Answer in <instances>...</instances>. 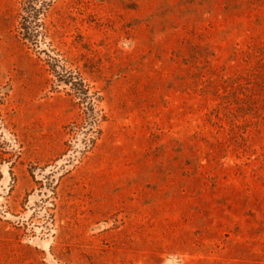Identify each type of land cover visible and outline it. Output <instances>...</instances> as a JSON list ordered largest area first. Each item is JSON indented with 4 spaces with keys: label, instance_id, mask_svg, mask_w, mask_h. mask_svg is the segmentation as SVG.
Masks as SVG:
<instances>
[{
    "label": "rangeland",
    "instance_id": "obj_1",
    "mask_svg": "<svg viewBox=\"0 0 264 264\" xmlns=\"http://www.w3.org/2000/svg\"><path fill=\"white\" fill-rule=\"evenodd\" d=\"M25 1L0 0V264H264V0H35L39 47Z\"/></svg>",
    "mask_w": 264,
    "mask_h": 264
},
{
    "label": "trees",
    "instance_id": "obj_2",
    "mask_svg": "<svg viewBox=\"0 0 264 264\" xmlns=\"http://www.w3.org/2000/svg\"><path fill=\"white\" fill-rule=\"evenodd\" d=\"M34 2H35V0H26L24 2V8H23L24 13L21 14V18H22L21 34L26 39H28V41H31L33 44H35L36 47H39L40 46V37H41L40 27L42 25H40V23H38V21L40 20L38 16L40 15L41 11L44 9V7L46 6L47 3H46V1H43L41 3V6L35 7ZM36 18H37V21H36ZM30 19H31V22L35 23V26L33 24L32 25L28 24V21ZM70 77L73 80V84L75 86L74 88L77 91V93L79 94L80 98L86 99V96H84V95H86L87 93H86V89L84 88V82L82 81V78L79 77L77 74H73V73L70 74ZM93 113H94V115H93L92 119H93L94 124H96L97 122H99V120H98L99 117L96 116L95 110ZM94 124H92V125H94ZM90 140L93 141L92 138H90Z\"/></svg>",
    "mask_w": 264,
    "mask_h": 264
},
{
    "label": "water",
    "instance_id": "obj_3",
    "mask_svg": "<svg viewBox=\"0 0 264 264\" xmlns=\"http://www.w3.org/2000/svg\"><path fill=\"white\" fill-rule=\"evenodd\" d=\"M46 49H48V48H46Z\"/></svg>",
    "mask_w": 264,
    "mask_h": 264
}]
</instances>
